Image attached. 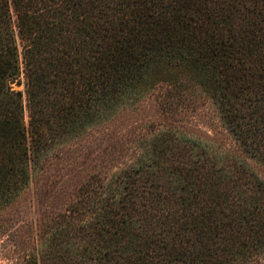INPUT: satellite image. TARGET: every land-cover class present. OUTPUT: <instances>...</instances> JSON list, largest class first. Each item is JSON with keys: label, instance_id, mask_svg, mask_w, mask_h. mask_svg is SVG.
I'll use <instances>...</instances> for the list:
<instances>
[{"label": "trees", "instance_id": "16d2710c", "mask_svg": "<svg viewBox=\"0 0 264 264\" xmlns=\"http://www.w3.org/2000/svg\"><path fill=\"white\" fill-rule=\"evenodd\" d=\"M263 18L264 0H0V217L13 264L260 263L264 179L179 125L147 132L117 170L69 188L56 175L91 128L148 94L165 111L211 104L264 164ZM31 193L36 214H6Z\"/></svg>", "mask_w": 264, "mask_h": 264}, {"label": "rangeland", "instance_id": "374dc122", "mask_svg": "<svg viewBox=\"0 0 264 264\" xmlns=\"http://www.w3.org/2000/svg\"><path fill=\"white\" fill-rule=\"evenodd\" d=\"M257 18H260L256 14ZM264 22V18L262 20ZM155 94H148L134 105L120 110L111 120L91 128L78 142L66 158L59 161L63 187L69 188L84 179L96 169L110 172L121 168L131 160L138 151L136 142L149 132L165 125L176 124L186 132L209 139L219 150L230 157L243 159L255 173L264 179V164L249 157L236 143L232 134L219 119L216 109L209 103L196 107L179 106L176 111H165ZM148 132V133H147ZM68 172V176L66 173ZM51 176V175H50ZM30 194V193H29ZM32 193L7 215L32 216ZM7 236L1 234L0 217V264H13L15 255L7 251ZM258 264H264V259Z\"/></svg>", "mask_w": 264, "mask_h": 264}, {"label": "water", "instance_id": "95a60500", "mask_svg": "<svg viewBox=\"0 0 264 264\" xmlns=\"http://www.w3.org/2000/svg\"><path fill=\"white\" fill-rule=\"evenodd\" d=\"M17 86H22V85H19V84H18Z\"/></svg>", "mask_w": 264, "mask_h": 264}]
</instances>
